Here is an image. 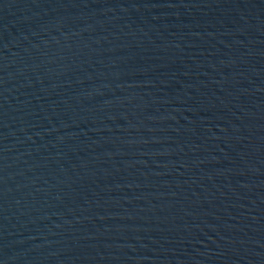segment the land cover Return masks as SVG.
Listing matches in <instances>:
<instances>
[{
    "label": "water",
    "instance_id": "obj_1",
    "mask_svg": "<svg viewBox=\"0 0 264 264\" xmlns=\"http://www.w3.org/2000/svg\"><path fill=\"white\" fill-rule=\"evenodd\" d=\"M0 264H264V0H0Z\"/></svg>",
    "mask_w": 264,
    "mask_h": 264
}]
</instances>
